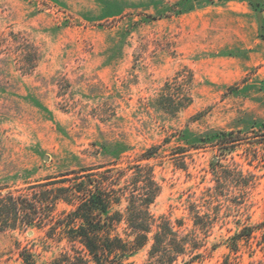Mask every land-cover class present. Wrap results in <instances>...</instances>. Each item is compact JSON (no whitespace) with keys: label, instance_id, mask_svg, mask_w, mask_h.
Returning a JSON list of instances; mask_svg holds the SVG:
<instances>
[{"label":"rangeland","instance_id":"obj_1","mask_svg":"<svg viewBox=\"0 0 264 264\" xmlns=\"http://www.w3.org/2000/svg\"><path fill=\"white\" fill-rule=\"evenodd\" d=\"M258 38L264 0H0L2 191L100 166L112 159L103 143L118 168L158 146L150 212L202 242L200 257L173 264H264ZM222 130L239 138L231 150L186 145ZM71 208L58 201L40 228L0 231V264H23L22 250L38 263L80 251L57 224ZM244 227L251 233L232 240ZM148 247L131 264H145Z\"/></svg>","mask_w":264,"mask_h":264},{"label":"trees","instance_id":"obj_2","mask_svg":"<svg viewBox=\"0 0 264 264\" xmlns=\"http://www.w3.org/2000/svg\"><path fill=\"white\" fill-rule=\"evenodd\" d=\"M238 141L232 130H222L196 136L186 145L199 148L210 143L231 150ZM101 150L112 159L100 166L64 170L62 178L30 184L26 193L3 192L5 186H0V231L40 228L53 218L58 201L72 205L57 224L65 240L79 244L81 250L45 263L36 262L31 252L22 250L23 264H131L129 258L147 245L145 264H173L185 253L191 259L200 257L202 242L197 235L180 233L165 215L155 217L150 212L160 186L148 160L156 156L158 146L142 150L136 154V161H128L124 168L116 167L118 154L112 146L103 143ZM209 222L204 221L206 225ZM177 225L182 223L178 221ZM250 233L251 228L244 227L232 240ZM234 241L231 250L236 249Z\"/></svg>","mask_w":264,"mask_h":264},{"label":"crops","instance_id":"obj_3","mask_svg":"<svg viewBox=\"0 0 264 264\" xmlns=\"http://www.w3.org/2000/svg\"><path fill=\"white\" fill-rule=\"evenodd\" d=\"M258 41L261 43V42H263L264 40H263V39H261V38H258Z\"/></svg>","mask_w":264,"mask_h":264}]
</instances>
